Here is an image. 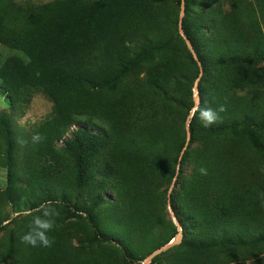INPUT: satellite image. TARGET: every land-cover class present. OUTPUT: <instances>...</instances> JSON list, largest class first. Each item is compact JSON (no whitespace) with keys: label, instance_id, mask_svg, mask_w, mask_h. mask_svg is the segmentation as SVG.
I'll use <instances>...</instances> for the list:
<instances>
[{"label":"trees","instance_id":"16d2710c","mask_svg":"<svg viewBox=\"0 0 264 264\" xmlns=\"http://www.w3.org/2000/svg\"><path fill=\"white\" fill-rule=\"evenodd\" d=\"M0 44L19 52L0 64L8 105L52 103L24 140L2 119L0 230L7 203L33 211L5 257L142 264L177 221L149 264H264V0H0ZM196 96L222 122L203 127ZM44 202L75 221L33 247Z\"/></svg>","mask_w":264,"mask_h":264},{"label":"rangeland","instance_id":"374dc122","mask_svg":"<svg viewBox=\"0 0 264 264\" xmlns=\"http://www.w3.org/2000/svg\"><path fill=\"white\" fill-rule=\"evenodd\" d=\"M35 3H44L50 0H31ZM183 14V12H180V16ZM19 54V52L15 49H12L6 45L0 44V64L1 62L6 59L10 55ZM196 98V97H195ZM197 100V99H196ZM52 111V103L49 101L42 93H36L31 102L28 105H25L24 107H11L8 105L6 101V95L1 92L0 90V145L2 148H6V136H5V130L2 124V119L5 118L6 120L11 123L13 130L15 133L19 136H22V133L24 131H28L32 129L36 124H39L42 120L48 118ZM73 128H69L67 130V133L65 134L64 138L70 136L72 131H74ZM24 140V138H23ZM62 141H57L55 143V146L62 150ZM6 187V167L4 163V158H1L0 161V193L5 189ZM36 215H40L39 206L35 209ZM58 210L60 211V216L56 218V223H63L68 221H75L74 217L68 216L66 212L62 210L61 207H58ZM39 212V213H38ZM33 213L32 210H20L15 211V207H13L11 204L7 203L4 206V220L1 222L2 230H0V264H18V258L17 257H5L4 248L8 244L10 233L19 228L21 224L27 219V216L29 214ZM30 221V220H29ZM180 230H178L179 232ZM181 240V234L176 241H171V244H176ZM264 252V250H263ZM237 254H241L243 256H247L248 252L245 250H239ZM4 257V258H3ZM244 258V257H243ZM246 263L250 262L249 259L245 261ZM142 264H148V261H143Z\"/></svg>","mask_w":264,"mask_h":264},{"label":"clouds","instance_id":"9594fccd","mask_svg":"<svg viewBox=\"0 0 264 264\" xmlns=\"http://www.w3.org/2000/svg\"><path fill=\"white\" fill-rule=\"evenodd\" d=\"M196 108L198 118L202 126L205 128L222 122L223 117L220 114L226 111V106L224 104H220L218 107L213 108L207 105L206 102L204 106H199L197 103ZM39 139L40 137L38 134L33 137L34 141H39ZM200 172L201 174H207V170L204 168H201ZM39 211L41 214L34 216L29 225V230L24 233L20 239L23 243L29 244L33 247H51L54 240L48 236V233L57 226L56 218L60 216V211L51 206L50 202H44L39 205Z\"/></svg>","mask_w":264,"mask_h":264},{"label":"water","instance_id":"95a60500","mask_svg":"<svg viewBox=\"0 0 264 264\" xmlns=\"http://www.w3.org/2000/svg\"><path fill=\"white\" fill-rule=\"evenodd\" d=\"M187 43H188V47L191 48L190 43H189L188 41H187ZM196 99H197V96H196V98H195V102L197 103L198 100H196ZM187 125H188V123H187ZM188 134H189V133H188ZM175 222H176L177 227H178V230H180L179 232H180V234H181V236H182V233H181V227H180V225H179V223H178L177 221H175ZM177 243H178V242H177ZM172 245H173V244H171V242H169V243H167L166 245H164L162 248H160V249L156 250L155 252H153V254H151V256H149V257L147 258L148 264H149V260L151 259V257H152L154 254L160 252L161 250L167 249L168 247H170V246H172ZM144 261H146V259H145Z\"/></svg>","mask_w":264,"mask_h":264},{"label":"bare ground","instance_id":"6f19581e","mask_svg":"<svg viewBox=\"0 0 264 264\" xmlns=\"http://www.w3.org/2000/svg\"><path fill=\"white\" fill-rule=\"evenodd\" d=\"M179 236H180V232H178V233L175 235V237L173 238V240H174V241L178 240ZM173 240H172V241H173ZM174 241H173V242H174Z\"/></svg>","mask_w":264,"mask_h":264}]
</instances>
